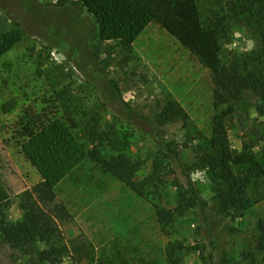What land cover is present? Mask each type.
Here are the masks:
<instances>
[{
  "label": "rangeland",
  "instance_id": "374dc122",
  "mask_svg": "<svg viewBox=\"0 0 264 264\" xmlns=\"http://www.w3.org/2000/svg\"><path fill=\"white\" fill-rule=\"evenodd\" d=\"M200 2L216 12V0ZM14 28L23 31V40L0 59V203L10 201L9 220L22 217L18 195L41 181L22 143L51 119L70 114L87 150L100 155H88L56 188L53 203L70 213L58 220L51 240L67 248L58 264L110 263L120 254L139 264H210V252L212 264H251L245 254L255 250L264 199L253 200L241 215L220 213L215 182L198 164L215 114L211 68L136 0H0V31ZM230 37L221 43L228 57L246 58L259 48L244 23L233 24ZM169 99L189 114V126L161 117ZM223 108L231 114L237 173L258 170L264 180V114L257 97ZM96 122L102 131L119 133L123 149L141 163L137 179L161 196L162 206L175 207L184 190L194 196L190 183L204 206L163 227L158 197L138 196L103 171L100 158L110 150L90 138ZM200 244L205 248L197 250ZM173 245L177 263L169 259ZM257 258L264 264L263 254ZM0 264L50 263L35 249L5 245Z\"/></svg>",
  "mask_w": 264,
  "mask_h": 264
},
{
  "label": "trees",
  "instance_id": "16d2710c",
  "mask_svg": "<svg viewBox=\"0 0 264 264\" xmlns=\"http://www.w3.org/2000/svg\"><path fill=\"white\" fill-rule=\"evenodd\" d=\"M136 1L213 71V128L205 148L199 153L198 164L208 168L215 182L219 212L241 215L253 200L264 199V180H259L261 174L258 170L237 173L235 163L240 160L239 152L230 142L231 114L223 106L238 104L254 94L264 114V0H216L218 4L214 13H210V8H202L201 0ZM235 23H244L259 39V48L246 58L236 55L228 57L222 52L221 43L231 39V27ZM23 37V31L19 28L0 31V59L18 45ZM160 115L165 121L181 120L190 125L189 114L174 99L167 100ZM77 126L73 115L69 114L66 119L53 118L22 143V152L40 174L41 181L18 195L21 219L9 220L7 211L10 201L0 203V249L5 245L23 250L35 249L41 261L50 264L62 261L67 248L51 240L58 234V220L68 219L70 213L65 205L53 203L56 188L88 155H100L98 149L87 150L85 142L81 141L82 137L74 132ZM93 127V130H88L90 138L110 150V154L100 158L103 171L138 196L151 201L157 198L154 195L156 192L149 190L148 182L137 179L141 163L132 159L123 149L119 133L115 130L102 131L97 122ZM190 185L195 190L190 191L194 196H189V192L184 190L173 208L162 206L161 196L157 198L159 203L155 204L156 213L163 227L171 226L178 214H184L199 205L204 206L203 199ZM258 228L260 235L255 250L245 254L251 264L258 263V253L264 255L263 220L259 222ZM40 242H44L46 247L39 249ZM204 248L201 244L196 247L197 250ZM176 250L174 245L169 247L170 260L174 259ZM120 255L110 263L101 260L99 264H139ZM207 259L210 264L213 263L211 252ZM173 261L177 263V260ZM140 264L149 262L142 260Z\"/></svg>",
  "mask_w": 264,
  "mask_h": 264
},
{
  "label": "clouds",
  "instance_id": "9594fccd",
  "mask_svg": "<svg viewBox=\"0 0 264 264\" xmlns=\"http://www.w3.org/2000/svg\"><path fill=\"white\" fill-rule=\"evenodd\" d=\"M235 35H236L237 37H239V36H240V33L237 32ZM234 46H235V45H234ZM249 47H251V45H249Z\"/></svg>",
  "mask_w": 264,
  "mask_h": 264
}]
</instances>
